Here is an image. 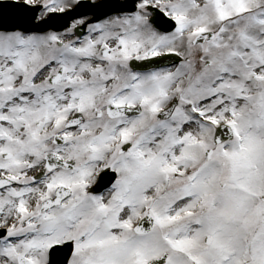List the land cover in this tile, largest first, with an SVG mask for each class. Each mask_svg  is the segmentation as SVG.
<instances>
[{"label":"snow or ice","instance_id":"obj_1","mask_svg":"<svg viewBox=\"0 0 264 264\" xmlns=\"http://www.w3.org/2000/svg\"><path fill=\"white\" fill-rule=\"evenodd\" d=\"M85 7L0 0V264H264V0Z\"/></svg>","mask_w":264,"mask_h":264},{"label":"water","instance_id":"obj_2","mask_svg":"<svg viewBox=\"0 0 264 264\" xmlns=\"http://www.w3.org/2000/svg\"><path fill=\"white\" fill-rule=\"evenodd\" d=\"M81 3H83L86 7L79 9V12L80 13H83L85 15H89L90 13H93L94 16L96 15V12H89L87 10V6L90 5V4H92L91 2L81 1ZM73 18H75V14L74 13L73 14H69V15H63V14H61V15L56 16V18L54 19L53 22L55 24H58V25H60V24H66L69 20H71Z\"/></svg>","mask_w":264,"mask_h":264},{"label":"flooded vegetation","instance_id":"obj_3","mask_svg":"<svg viewBox=\"0 0 264 264\" xmlns=\"http://www.w3.org/2000/svg\"><path fill=\"white\" fill-rule=\"evenodd\" d=\"M93 1H98V0H93Z\"/></svg>","mask_w":264,"mask_h":264}]
</instances>
